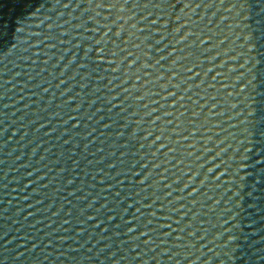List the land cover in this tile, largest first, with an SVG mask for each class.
<instances>
[{
	"label": "water",
	"instance_id": "obj_1",
	"mask_svg": "<svg viewBox=\"0 0 264 264\" xmlns=\"http://www.w3.org/2000/svg\"><path fill=\"white\" fill-rule=\"evenodd\" d=\"M0 264H264V0H0Z\"/></svg>",
	"mask_w": 264,
	"mask_h": 264
}]
</instances>
